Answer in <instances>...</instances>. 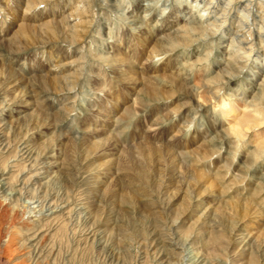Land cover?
I'll return each mask as SVG.
<instances>
[{
    "label": "rangeland",
    "instance_id": "1",
    "mask_svg": "<svg viewBox=\"0 0 264 264\" xmlns=\"http://www.w3.org/2000/svg\"><path fill=\"white\" fill-rule=\"evenodd\" d=\"M4 1H0V21L7 19L6 24L11 22L12 26L25 17L24 13L14 12L18 9L14 0L5 1L6 3ZM59 4L61 11L64 8L68 10L67 14L72 13L74 7L83 5L72 17V20L76 19L73 22L76 24L73 38L75 44L70 42V38L61 39L48 34L50 44H42L43 42L37 39V42L32 43L22 52V56L13 62L5 58L11 52L10 47H5L2 52L4 58L0 59V80L4 78L3 74L11 72L17 84L22 86L31 82V58L45 63L51 76L63 78L70 75L74 78L71 79L73 83L70 85H74V91L66 90L65 79L59 86L61 92H49L47 101L42 99L39 108L40 112H43V119L49 114L46 122H50L51 128L49 127V131L46 129L47 134L54 139L53 144L58 145L59 157L50 158L48 161L56 162L53 165L56 167H52L53 171H59L62 176L56 178L55 172H52L50 175L45 173L36 177L37 172L47 170L35 169L33 159L26 158L28 154L24 155L25 150L21 149L26 143L32 147L35 143L42 142L37 138L39 134H33L30 140H25L21 133L18 134L13 129L6 130L4 123L0 122V259L7 261V264H35L38 258L37 264L40 261L44 264H152L158 246L150 243L149 235L153 231H162L165 238L175 244L168 245L171 248L170 257L161 259L165 264H194L188 258L195 253L207 264H223L224 261H227V264H247L251 257L242 255L241 246L233 241L240 229L264 240V177H260L264 173V166L249 171L246 169L245 157L241 155L226 178L227 170L223 165L230 163L227 159L228 153L225 152L211 161L207 159L219 145V141L211 139L218 126L212 125L207 110L202 113L203 129L201 130V121L198 119L197 128L191 133L186 134L181 128V125L190 121L194 115L189 108H182L178 118L171 119L169 109L188 99V92L169 99L168 96L175 85L150 80L148 76H145L146 83L136 84L131 77L136 71L135 68L119 72L115 77L112 75V72L117 71V67L112 65L110 70L106 65H111V61H104L102 57H118L121 58L118 62L124 64L127 59L131 61L134 57L142 58L148 47L137 46L135 49L130 37L129 42L125 40L126 35L131 32V27L127 25L125 17L122 18L121 10L123 7L129 8V5L133 9L132 0H93L91 5L85 4L83 0H61ZM176 7L180 9L173 3V10ZM40 9L42 13L44 8ZM93 10L97 14L95 17ZM101 12L104 13L103 16L99 15ZM184 14L187 15L186 8ZM87 21L92 24L89 26ZM5 27L0 24V31ZM226 31L229 35L233 34L231 27ZM3 34L4 32H0V35ZM109 35L112 37L111 42ZM121 40L124 47H120ZM227 42L225 40L223 43ZM57 51H60L63 63L65 62L62 68L53 58ZM134 51L135 56L131 54ZM193 53L197 54L195 48ZM224 53L225 49L221 48L217 53V63ZM171 67H176V60H173ZM216 70L218 68L214 65V71ZM79 74L77 81L76 75ZM235 83L232 82L231 86L234 87ZM140 87L155 89L158 92L157 97L148 95L146 92H149V89ZM137 89L141 92H137ZM17 93L19 95V92ZM133 95L139 100L138 109L141 112L136 121L132 119L134 112L130 108ZM2 99L3 96L0 97V102ZM101 102L105 103L106 108L110 107L109 103L112 104V112L111 108H108V111L105 110L106 115L100 114ZM126 105L129 106L127 114L122 115ZM30 107H33V110H28L27 113L42 117L38 114L37 106L32 104ZM1 114L0 119L9 120L11 116L7 111H1ZM16 114L15 118L22 116ZM91 119L95 122L92 123ZM154 119L159 123V128L154 133L149 132V135L146 126L152 125ZM130 123L131 129L124 131ZM109 125L110 132L104 133L105 127ZM97 126L103 131L95 134L93 128ZM90 127L91 130L88 129ZM155 133H158V136L174 137V141L179 139L180 144L176 145L174 141L168 143L163 138H157ZM112 134L119 139L121 151L113 150L114 154L107 158L86 159L92 143L108 141ZM177 150L183 153L182 156L177 155ZM169 153L172 157H169ZM5 168L6 171L2 174ZM176 176L184 182L177 181ZM245 176L248 179H244ZM242 179L243 184L240 183ZM104 181H107V184L104 185ZM11 188L17 193H11ZM33 192L41 199L49 197L53 204L61 202V206L66 208L62 211H59V208L52 214L46 211L47 208L38 212V197L34 199ZM195 194L203 199L205 206L211 202L210 205L218 208L214 207L217 212L221 210L218 213L221 212L222 219L217 226L214 224L206 227L197 223L200 222V214L197 211L192 213L191 210ZM5 200L7 203H4ZM30 200L32 203H28ZM223 215L228 218L224 219ZM154 217H157L156 221L153 220ZM87 223H93L92 233L86 232L87 227H90ZM28 226L30 231L26 230ZM34 230L37 232L36 236H43L40 243L42 252L36 259L35 255H32L33 248H27V245L35 244L39 239L38 237L35 242L27 240L34 234ZM52 249L55 253L51 258ZM255 261V264H261L260 258Z\"/></svg>",
    "mask_w": 264,
    "mask_h": 264
},
{
    "label": "clouds",
    "instance_id": "2",
    "mask_svg": "<svg viewBox=\"0 0 264 264\" xmlns=\"http://www.w3.org/2000/svg\"><path fill=\"white\" fill-rule=\"evenodd\" d=\"M173 3L181 9L176 15L183 17L184 22L177 20L174 25L168 24L167 30L157 35L158 29H165L173 12ZM77 7L82 8L83 5ZM131 9L129 5L128 11ZM144 9L141 27L147 29L155 40L142 58H132L128 65L136 69L131 74L132 80L142 84L146 83L145 76H148L149 79L175 85L169 99L188 92V99L169 109L172 120L178 118L184 107L194 114L190 121L181 125L186 134L197 128L198 119L203 129L202 113L207 110L213 126H218L211 139L219 141L207 159L211 161L227 152L230 163L223 165L227 170L226 178L241 155L245 157L249 171L264 166V0H223L222 4L220 0H144ZM92 14L94 17L97 15L95 10ZM230 27L232 35L226 31ZM108 39L111 42V35ZM225 40L228 41L226 44L223 43ZM120 47H124L123 40ZM193 48L198 54L193 53ZM221 48L225 49L219 61L223 66L214 71ZM173 60L177 61L175 68L171 67ZM106 67L111 70L113 66ZM126 70L121 67L112 75L115 77ZM233 81L236 82L234 87L231 86ZM130 107L134 112L132 119H138L141 112L136 95L131 97ZM128 108L126 105L125 113ZM131 127L130 123L124 131ZM156 127L154 119L146 130L154 132ZM243 182L242 179L240 183ZM36 196L37 193L33 192L34 199Z\"/></svg>",
    "mask_w": 264,
    "mask_h": 264
},
{
    "label": "bare ground",
    "instance_id": "3",
    "mask_svg": "<svg viewBox=\"0 0 264 264\" xmlns=\"http://www.w3.org/2000/svg\"><path fill=\"white\" fill-rule=\"evenodd\" d=\"M1 3H3V0H0ZM8 1V0H5ZM4 1V2H5ZM93 0H83V2L85 4H92ZM133 1V5L134 8L131 9V11H128V8L123 7L122 11V18L125 17V20H127V25L131 27V29H136L135 32H133L131 30L130 33H128L126 35V42H129V37L131 38V42H133L134 44V48H140V47H145V46H150V44L152 42H154L155 37L152 36V34L145 28H142L141 25L143 24V19H142V11L145 10L144 9V0H132ZM15 2V7L18 8L16 9L14 12H21L26 14L25 17H22L21 19H19L18 21H16L14 23V25H10L11 22H9V24H6V20L3 18L2 21H0L1 25H5L6 27L4 29H2V32H4L3 36L0 35V59L1 57L4 58V53L3 49H5V47H10L11 52L5 57L8 61H16V59H18L20 57V55L22 54V52L27 49L32 43L37 42L38 40L43 42L42 44H50L49 41V35H53V37L56 35V38H66L69 39L70 38V42L75 44V42H73V38L75 36V25L73 22L76 21L72 20V17H74L76 15L75 11H77L79 8H75L73 9L72 13H66L68 10L59 9L58 6H60V2L61 0H14ZM13 2V4H14ZM79 2H81V0H79ZM149 2H154V0H149ZM221 4L223 3V0H220ZM6 3V2H5ZM4 3V4H5ZM12 4V5H13ZM80 4V3H79ZM40 5H44L43 8V12L45 15H43L41 13V9H40ZM22 7V8H21ZM93 7V6H92ZM12 8V7H11ZM14 8V7H13ZM21 8V9H20ZM62 8V6H61ZM11 10V9H10ZM126 10V11H125ZM180 11V9L178 10V8L176 7V9L173 10V12L170 14L168 20L166 21V27L165 29L161 30L158 29L157 30V35L160 34L161 31H166L167 30V25L168 24H175L177 22V20L180 23H183L184 20H182V17H177V13ZM74 12V13H73ZM81 12V11H80ZM86 13V12H85ZM81 14H84V12L82 11ZM47 18V19H46ZM76 18V17H75ZM2 19V17H1ZM153 20H155V16H153L152 18ZM46 20V21H45ZM124 20V21H125ZM90 22V21H89ZM88 21L86 23L89 24V26L92 24L89 23ZM88 26V25H87ZM91 29V28H90ZM231 31V30H230ZM38 39V40H37ZM239 39V37H238ZM130 42V43H131ZM46 44V45H47ZM45 45V46H46ZM138 46V47H137ZM127 48V47H126ZM133 48V50H134ZM132 49V48H131ZM194 49V48H193ZM8 51V50H7ZM27 51V50H26ZM109 51V50H108ZM131 51V50H130ZM195 51V50H194ZM58 52V51H57ZM60 52V51H59ZM56 53L53 55V58L55 60H57L56 63H59L61 68L63 66H65V62L63 63V59H62V55ZM81 53V52H80ZM109 53H113V52H109ZM133 56H135V51L134 53H131ZM198 54V53H197ZM24 55V54H23ZM22 56V55H21ZM81 56V55H80ZM109 56V55H108ZM84 58V57H83ZM104 61H111V65H114L115 67H117V69L121 68V67H125L127 70H130L133 67H128V65L130 64V60L127 59V61H125V63H121L118 62V60L121 58H115V57H102ZM53 59V60H54ZM33 62L31 63V65L29 66V71H30V75H31V82L29 85L26 86H22V84H17V80L15 78V76L11 73L8 72L7 74H3L4 78H1L0 80V97L3 96L2 101L0 102V116H2V114H4V112L1 111H7L9 112L8 115H11L9 117V120L6 119H0L1 123H4L5 129L6 130H11L13 129L14 131H17L16 133H21L22 137L27 140V138L30 140V137L33 136V134H39L40 140H42V142L40 143H35L32 147L30 145H27V143L25 144V146L21 149V151H24V155L28 154L26 158H30L33 159L35 166V169H46L47 171H40V173L37 172V176L36 177H40L43 176V174L47 173L48 175H50L53 171V168H55L56 162L51 163L52 160L48 161L50 158H57L59 157V152H57V146L54 142V139L49 136L47 134V130L49 131L50 127V122H46V119H48V116L45 117V119H43V112H40V105H42L41 100L44 99V101H47V98L49 97V92H52V90L61 92V90L59 89L60 84L63 83L62 81H64V83L67 85V89L66 90H72L74 88L70 86L73 81L71 80L73 77L70 75H65L63 78H58V77H54L51 76L46 68V65H44L45 63H42L40 60H36V59H32ZM31 60H29L31 62ZM81 60V59H80ZM84 60V59H83ZM82 61V60H81ZM76 62V61H75ZM80 62V61H79ZM86 62V60H85ZM63 63V64H62ZM82 63V62H81ZM84 63V62H83ZM177 63V61H176ZM58 64V65H59ZM62 64V65H61ZM67 64H69L67 62ZM74 64V63H71ZM86 64V63H85ZM57 65V64H56ZM77 65V64H75ZM74 65V66H75ZM59 66V67H60ZM223 65L221 63H217L216 68L222 67ZM48 67V66H47ZM80 68V67H79ZM82 68V67H81ZM80 68V69H81ZM47 70V71H46ZM133 71V70H132ZM5 72V71H4ZM78 73V72H77ZM121 73V72H120ZM128 74V72H127ZM2 76V77H3ZM77 76V81L79 80L78 77H80L79 75ZM129 77V76H127ZM126 77V78H127ZM132 77V76H131ZM62 79V80H61ZM74 79V78H73ZM130 79V78H128ZM127 79V80H128ZM148 79V78H146ZM152 80V79H150ZM28 82V81H27ZM126 82V81H125ZM129 82V81H128ZM149 82V81H148ZM153 82V81H152ZM234 82V81H233ZM131 85V83H130ZM154 85V84H153ZM138 86V85H137ZM143 86V85H142ZM145 86V85H144ZM147 86V85H146ZM156 86V85H155ZM9 87V88H8ZM69 87V88H68ZM151 87V86H150ZM134 88V87H133ZM144 87H140V89H143ZM159 88V87H157ZM51 89V91H50ZM139 89V90H140ZM145 90L149 89V88H144ZM53 91V92H54ZM144 91V90H143ZM142 91V92H143ZM160 91V90H159ZM19 92V95L18 93ZM52 92V93H53ZM141 92V91H140ZM139 92V93H140ZM148 95H152L154 97H157V91L155 89H149V92H146ZM145 93V94H146ZM165 93V92H164ZM17 94V95H16ZM96 94H99L98 92H96ZM144 94V95H145ZM51 95V94H50ZM161 95V94H160ZM168 95V94H166ZM169 97V96H168ZM143 98V97H142ZM139 101V100H138ZM158 101V100H157ZM43 102V101H42ZM11 103V104H10ZM139 103V102H138ZM142 103V102H141ZM33 106H37L39 109L38 114L41 115L42 117H38L35 116L32 113H27L28 110H33V107H30V105ZM144 104V103H143ZM4 105V106H2ZM101 109L99 111L100 114L106 115L107 113H105V110L108 111V108H111V112H112V104H108L110 107L106 108V105L104 102H101L100 104ZM141 105V104H140ZM141 107V106H140ZM131 108V107H130ZM142 108V107H141ZM140 108V109H141ZM139 110V109H138ZM143 110V109H141ZM131 111V110H130ZM145 111V110H144ZM17 113V114H16ZM14 114L17 115H22L21 117H14ZM127 114V113H124ZM123 114V115H124ZM33 115V116H32ZM134 115V114H133ZM110 117V116H109ZM111 118V117H110ZM109 118V119H110ZM125 118V116H124ZM118 120V119H117ZM131 120V119H130ZM137 120V119H136ZM135 120V121H136ZM92 123L95 122V120L91 119ZM105 121V119H104ZM116 121V119H115ZM152 121V120H151ZM212 121V119H211ZM107 121H105L106 123ZM115 123V122H114ZM125 124V123H124ZM128 124V123H127ZM156 125H159L158 122H156ZM213 125V124H212ZM50 127V128H49ZM99 126H97L96 128H93V133L97 134V132L103 131V130H99L98 128ZM125 127V125H124ZM158 127H156L155 131H158ZM46 130L45 132L43 130ZM91 130V127L88 128ZM101 129V128H100ZM111 129V125H109L108 127H105L104 129V133L105 131L108 133L110 132ZM154 131V132H155ZM149 132H153V131H147V134H149ZM153 132V133H154ZM135 133V131H134ZM89 134V133H88ZM137 134V133H136ZM90 135V134H89ZM151 135V134H149ZM155 136H157V138L159 139H164L166 142L170 143L174 141V137H170L168 136H164V135H160L158 136V133L154 134ZM178 135V134H177ZM108 136V135H107ZM2 137H4V135H2ZM105 137V136H104ZM149 137V136H148ZM147 137V138H148ZM176 137V136H175ZM47 138V139H45ZM101 139V138H100ZM110 140H106L105 142L102 141H96L95 143L91 144V148L89 149L90 153L86 156V159L89 158V160L91 159H97V157L101 158H107L112 156L113 150L114 152L117 150H120L121 147V143L119 142V139L117 138V136H115L114 134H112L111 138H109ZM162 139V140H163ZM206 139V138H205ZM99 140V139H98ZM153 141V140H152ZM159 141V140H158ZM181 141V140H180ZM86 142V141H85ZM110 142V143H109ZM91 143V142H90ZM106 143H108L109 145H106ZM149 143V142H148ZM157 143V142H156ZM163 143V142H162ZM176 145H179V139L173 142ZM161 145V144H160ZM159 146V145H158ZM89 148V147H88ZM152 148V147H151ZM157 148V147H156ZM160 149V146H159ZM166 149V148H165ZM169 149V148H168ZM88 150V149H87ZM124 150V149H123ZM157 150V149H156ZM161 150V149H160ZM164 150V149H163ZM167 150V149H166ZM172 150V149H171ZM174 150V149H173ZM121 151V150H120ZM165 151V150H164ZM131 152V151H130ZM169 152V151H168ZM171 152V151H170ZM122 153V152H121ZM164 153V152H163ZM178 156H182V152H179L178 150L176 151ZM84 154V153H82ZM114 154V153H113ZM173 154V153H172ZM170 155V153H169ZM186 155V153H185ZM23 156V155H22ZM85 156V154L83 155ZM166 156V154H165ZM184 156V155H183ZM129 157V156H128ZM169 157H172L171 155ZM91 158V159H90ZM127 158V157H125ZM167 158V157H166ZM166 158L164 160H166ZM176 158V157H175ZM29 159V160H30ZM111 159V158H110ZM122 159V158H121ZM133 159V158H131ZM180 159V158H179ZM168 160V159H167ZM175 160V159H174ZM32 161V162H33ZM112 161V160H111ZM87 162V161H86ZM90 162V161H89ZM95 162V161H93ZM110 162V160L108 161ZM95 164V163H94ZM92 164V165H94ZM108 164V163H107ZM89 165V164H88ZM104 165V164H103ZM102 165V166H103ZM33 166V165H32ZM106 166V165H105ZM109 166V165H108ZM138 166V165H137ZM53 167V168H52ZM52 168V169H51ZM51 169V170H50ZM50 170V171H49ZM106 170V169H105ZM6 168L3 170L2 174L5 173ZM42 172V173H41ZM58 172V174H57ZM55 172L56 174V178L61 175L59 174V171ZM145 172V171H144ZM61 173V172H60ZM175 173V172H174ZM178 173V172H177ZM176 173V174H177ZM180 173V172H179ZM178 173V174H179ZM54 174V175H55ZM138 174V173H136ZM140 174V173H139ZM47 175V176H48ZM53 175V176H54ZM103 175V174H102ZM145 175V174H142ZM182 175V174H181ZM180 175V176H181ZM62 176V175H61ZM141 176V175H140ZM139 176V177H140ZM146 176V175H145ZM179 176V175H178ZM178 176L175 177V179H178ZM179 176V177H180ZM102 177V176H101ZM144 177V176H143ZM182 177L184 178V176L182 175ZM181 177V178H182ZM202 177V176H201ZM261 178L264 177V173L260 176ZM46 177H44L45 179ZM49 178H51L49 176ZM100 178V177H99ZM142 178V177H141ZM202 179V178H201ZM200 179V180H201ZM259 179V177H258ZM53 180V179H52ZM199 180V181H200ZM264 180V178H263ZM179 182H184L181 180H177ZM195 181V180H194ZM198 181V182H199ZM204 181V180H203ZM107 181H104V185L107 184ZM197 183V182H196ZM212 183V182H211ZM198 184V183H197ZM200 184V183H199ZM183 185V184H182ZM107 187V186H106ZM187 187V184H186ZM198 187V186H197ZM188 190V189H187ZM11 193L16 192V190L14 188H11L10 190ZM17 193V192H16ZM10 194V193H9ZM11 195V194H10ZM193 204H192V213L195 211L199 212L200 216L198 217V219H200V223L204 226H210V225H214L217 226L216 224H218L220 222V220L222 219L221 216L222 214L218 213L216 211V206H214L213 204L210 205L211 202H209V204L207 206H205V204H203V199L200 198V196H198L197 194L193 195ZM37 202L39 203L38 206H40V209L38 212H42L44 209L47 208V212H50L51 214L53 212H56L59 208V211H62L64 208L66 207H62L61 206V202L59 203H52L49 197H45L42 199L40 198V196H37ZM210 197V196H209ZM208 197V198H209ZM69 200V199H68ZM67 201V200H66ZM65 201V202H66ZM212 201V200H211ZM64 202V201H63ZM62 202V203H63ZM68 205H69V201ZM66 202V203H67ZM213 203V201H212ZM66 205V206H68ZM77 205V204H76ZM61 206V207H60ZM70 206V205H69ZM216 207V208H214ZM70 208V207H69ZM75 209V208H74ZM218 209V208H217ZM220 209V207H219ZM54 210V211H53ZM243 210V209H242ZM66 212V211H65ZM233 212V211H232ZM75 213V212H74ZM224 213V212H223ZM50 214V215H51ZM56 214V213H55ZM70 214V211H69ZM247 214V213H246ZM59 215H63V214H59ZM198 215V214H197ZM245 215V214H244ZM248 215V214H247ZM70 217V215H69ZM228 218L226 216L223 215V218ZM233 217V216H232ZM243 217V215H242ZM224 218V219H225ZM155 219H157V217H154L153 220L156 221ZM91 222V220H90ZM152 223V220H151ZM234 223V222H233ZM86 225H90V227L88 226L86 229L87 231H91L90 233H92L94 230H92L91 228L94 229V225L87 223ZM201 225V226H202ZM238 225V224H237ZM235 226V225H234ZM213 227V226H212ZM38 229V228H37ZM143 229V228H142ZM26 230L30 231L31 228H26ZM234 230V229H233ZM241 231L239 233H236L235 237H234V241L235 243H237L238 245L241 246L242 250H240L241 254H246L249 255L248 257H251V259L247 262V264H255V260L256 258H260L261 259V264H264V240L260 239L259 236H252L249 232H244L242 231V229H240ZM35 231V230H34ZM33 231V232H34ZM133 231V230H132ZM217 231V230H216ZM220 231V230H219ZM235 231V230H234ZM238 231V230H237ZM36 232V231H35ZM30 237L27 238V240L29 239L32 242H35L36 239L39 237V239L36 241L35 244H31V245H27V248H33L32 250V255H35V259L37 257V255L41 252V248H42V244L41 240L42 237H40V234L38 236H36L37 232ZM85 232V234H86ZM89 233V234H90ZM95 233V232H94ZM149 234V233H148ZM94 235V234H93ZM171 235V234H169ZM126 236V235H125ZM88 236H86L87 239ZM128 237V236H127ZM35 238V239H33ZM149 240L151 244H155V246H158V248L155 250L156 251V257H155V261L152 264H165V262H163L161 259L163 257H170V252H171V248L169 246H174L175 244H172V242L168 241V238L166 239L164 234L162 233V231H153L152 233H150L149 235ZM99 239V238H97ZM148 239V238H147ZM188 240V239H187ZM101 241V240H100ZM190 241V239H189ZM103 244V243H102ZM169 245V246H168ZM154 246V247H155ZM189 247V245H188ZM17 249V247L15 248ZM14 249V250H15ZM176 250V249H175ZM184 250V249H183ZM186 250V249H185ZM55 251L52 249V251L50 252V256L54 255ZM179 254V253H177ZM181 254V253H180ZM23 255V254H22ZM30 256V255H29ZM51 256V258H52ZM187 256V255H186ZM245 256V255H244ZM34 257V256H33ZM55 257V256H54ZM121 257V256H120ZM193 257V258H192ZM192 257H189V261H193V263H198L199 264H207L206 262H204V259H200L201 257L199 256L198 253H195ZM153 258V257H152ZM246 258V257H245ZM33 259V260H35ZM249 259V258H248ZM37 261H39V258L37 259ZM37 261L35 262V264H37ZM44 261V260H43ZM153 261V260H152ZM151 261V262H152ZM162 261V262H160ZM25 262V261H24ZM34 263V262H33ZM43 263L42 261L38 262ZM227 261H224L223 264H227ZM0 264H7V261H3L0 259ZM44 264V263H43ZM169 264V263H168ZM230 264V263H229Z\"/></svg>",
    "mask_w": 264,
    "mask_h": 264
}]
</instances>
